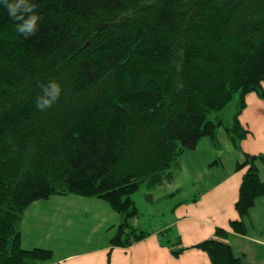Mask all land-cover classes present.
<instances>
[{"label":"trees","instance_id":"16d2710c","mask_svg":"<svg viewBox=\"0 0 264 264\" xmlns=\"http://www.w3.org/2000/svg\"><path fill=\"white\" fill-rule=\"evenodd\" d=\"M35 3L39 26L28 37L0 4V264L51 258L21 248L19 226L29 204L55 195L106 202L120 217L111 245L158 232L179 257L188 248L177 234L133 222L131 196L144 182L173 184L182 154L201 139L217 148L220 128L240 151L244 98L264 101V0ZM49 79L61 92L41 110L35 98ZM244 169L239 220L229 224L240 235L264 197V154L241 153L235 170ZM214 233L192 248L211 264H242L226 231Z\"/></svg>","mask_w":264,"mask_h":264},{"label":"crops","instance_id":"0c3cea01","mask_svg":"<svg viewBox=\"0 0 264 264\" xmlns=\"http://www.w3.org/2000/svg\"><path fill=\"white\" fill-rule=\"evenodd\" d=\"M244 101L239 123L247 134L239 143L240 151L235 149L226 168L223 162H216L215 169L222 167L223 172H218L215 181L190 198L177 201L172 206L170 222L163 227L170 235L177 234L181 246L188 248L179 257H173L169 248L162 245L158 232L126 247L111 245L109 241L120 223L119 215L101 199L75 195H55L29 204L19 226L21 248L51 251L49 260L37 264H211L204 252L192 246L214 238L215 229L219 228L227 233L222 241L231 246L242 264H264V197L251 210L245 234H236L229 226L230 222L239 220L235 203L245 171H236L235 164L241 159V153L264 154V101L254 93L247 94ZM198 144L210 147L203 139ZM196 150L180 160L178 174ZM210 163L204 162L190 174L202 177L201 173L208 172ZM260 178L264 182V171L260 172ZM191 184L195 189L197 182Z\"/></svg>","mask_w":264,"mask_h":264},{"label":"rangeland","instance_id":"374dc122","mask_svg":"<svg viewBox=\"0 0 264 264\" xmlns=\"http://www.w3.org/2000/svg\"><path fill=\"white\" fill-rule=\"evenodd\" d=\"M217 139L219 144L217 148H213L212 145L208 147L205 144H199L196 154L192 156L193 158H187V162L183 164L182 173L177 175L175 184H168L165 182L151 188L148 187L145 182L142 183L139 190L131 196L138 210V215L133 222L139 224L136 226L139 227L140 230H156L164 227V225L170 222V211L177 201L190 198V196L196 194L197 190H200L202 187L207 186L209 182H213L218 178V174L222 173L224 169L218 167L216 170V165L212 163V160L223 162L226 168L229 164L228 162L231 155L236 153V150L231 145L223 128L218 129ZM212 151L215 155L212 154ZM189 153L193 152L188 151L182 154L180 160L182 161L183 157L189 155ZM204 162H211L210 168L213 167V170L202 172V177L195 178L192 176L190 171L200 169ZM193 181L197 182L195 189L192 188L193 184H191V182ZM176 187L181 189V191L176 192ZM169 193H172V195L166 196ZM148 194L152 196L151 199H148Z\"/></svg>","mask_w":264,"mask_h":264},{"label":"clouds","instance_id":"9594fccd","mask_svg":"<svg viewBox=\"0 0 264 264\" xmlns=\"http://www.w3.org/2000/svg\"><path fill=\"white\" fill-rule=\"evenodd\" d=\"M0 4L6 7L9 16L15 21V29L24 37L35 33L38 29L40 15L35 11V0H0ZM42 93L35 98L37 108L43 110L50 107L59 97L61 86L55 79H49L41 85Z\"/></svg>","mask_w":264,"mask_h":264}]
</instances>
